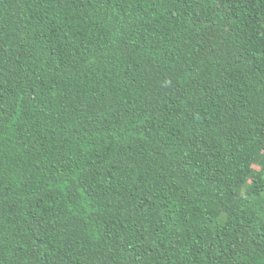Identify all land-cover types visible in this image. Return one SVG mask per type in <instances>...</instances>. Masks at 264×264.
Instances as JSON below:
<instances>
[{
	"label": "trees",
	"instance_id": "16d2710c",
	"mask_svg": "<svg viewBox=\"0 0 264 264\" xmlns=\"http://www.w3.org/2000/svg\"><path fill=\"white\" fill-rule=\"evenodd\" d=\"M0 264H264V0H0Z\"/></svg>",
	"mask_w": 264,
	"mask_h": 264
}]
</instances>
